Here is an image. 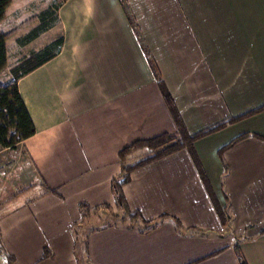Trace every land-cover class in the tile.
<instances>
[{"label":"crops","instance_id":"obj_1","mask_svg":"<svg viewBox=\"0 0 264 264\" xmlns=\"http://www.w3.org/2000/svg\"><path fill=\"white\" fill-rule=\"evenodd\" d=\"M53 19L24 44L0 28L2 86L63 40L17 82L34 134L3 148L15 174L0 159V261L264 264V0H64ZM170 105L189 135L226 123L193 143L225 225L186 150L133 170L115 201L121 152L175 133ZM106 210L125 221L96 225Z\"/></svg>","mask_w":264,"mask_h":264},{"label":"trees","instance_id":"obj_2","mask_svg":"<svg viewBox=\"0 0 264 264\" xmlns=\"http://www.w3.org/2000/svg\"><path fill=\"white\" fill-rule=\"evenodd\" d=\"M11 1L12 0H0V22L4 19L6 10L10 6ZM59 5L60 3L56 4L52 12L47 11L40 14L39 20L42 26L36 27L29 35H26L21 41L22 44L32 40L33 38H36L38 33L43 32L48 28L46 22L48 20L52 21L56 11L59 8ZM6 41L7 37L0 36V72L6 67ZM62 43V37L58 38L52 42V44H50L43 52L30 55L28 58L19 62L18 65L10 70L11 82L7 85H0V147L11 148L34 134L32 123L20 99L17 82L23 76L31 73L48 61L52 60L58 54ZM166 99L168 100V104H170V98L168 95H166ZM170 109L177 127L175 133L162 135L147 141H138L121 152L120 158L122 160V174L112 183V193L114 195L115 201L119 207L124 208V199L120 192V187L129 180V174L133 170L159 158L169 156L177 151L186 150L198 168L201 180L208 194L212 198L214 209L220 220V223L225 225L228 221L227 216L223 209L213 199L208 182L199 169V163L194 153L193 143L201 137L219 131L226 125V123L216 125L194 135H189L171 105ZM243 137L244 136L237 138L234 142L240 140ZM140 148L148 149L151 152V155L138 161L134 165H126L125 158L132 151ZM135 219H140V217L137 213H132L130 215V220L134 221ZM144 223L147 225L151 224L150 222ZM174 223L176 226H179L176 220H174Z\"/></svg>","mask_w":264,"mask_h":264},{"label":"rangeland","instance_id":"obj_3","mask_svg":"<svg viewBox=\"0 0 264 264\" xmlns=\"http://www.w3.org/2000/svg\"><path fill=\"white\" fill-rule=\"evenodd\" d=\"M63 1L64 0H12L9 8H7L8 9L7 13H5L6 14L5 21L0 26V28L2 32H6V33L13 32L14 34H16V37L13 38L12 43L17 37L18 39H23L27 35V32L30 29H35L38 26H42L39 20L41 13L47 11L52 12L54 10L55 5L58 3L61 4V2ZM51 24H52L51 20H48L46 22L47 27H49ZM58 36L59 35L56 34V37ZM14 52L16 53V51ZM13 53H10V56L12 57V59H15L14 57L15 53L14 54ZM18 56H17L18 58L24 57L21 56L20 51L18 53ZM9 63H11V60L9 61ZM8 74L9 73L7 68L5 69L4 72L0 74V82H3L7 77H9ZM137 150H139L140 152L136 154L137 156H135L134 159L146 158L149 155H151V152L146 148H140ZM0 159H2L1 161L3 162L6 161L9 164L11 163L10 170L12 172L11 173L12 175L13 173L15 174L18 169L24 166L23 157L22 156L20 157L19 154H16L15 149H13V152H11V150L6 151L2 147H0ZM106 211H107L106 213L102 212L103 214H101V216H99L100 212L94 214L95 216H99V218L96 217V220L98 219V222L100 223L96 225L99 224L102 225L104 222H107L109 224L122 223V221L123 220L125 221L126 219L125 214L121 211H116L115 213H112L111 211L108 210ZM86 228L89 229L88 227ZM0 263L2 262L0 261Z\"/></svg>","mask_w":264,"mask_h":264},{"label":"built area","instance_id":"obj_4","mask_svg":"<svg viewBox=\"0 0 264 264\" xmlns=\"http://www.w3.org/2000/svg\"><path fill=\"white\" fill-rule=\"evenodd\" d=\"M0 256H1V249H0ZM0 264H6V263H0Z\"/></svg>","mask_w":264,"mask_h":264}]
</instances>
